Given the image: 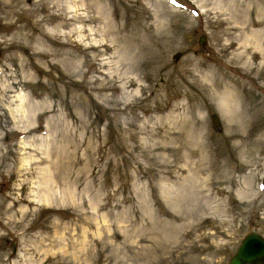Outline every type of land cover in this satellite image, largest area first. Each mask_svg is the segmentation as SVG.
Instances as JSON below:
<instances>
[{
    "label": "rangeland",
    "instance_id": "374dc122",
    "mask_svg": "<svg viewBox=\"0 0 264 264\" xmlns=\"http://www.w3.org/2000/svg\"><path fill=\"white\" fill-rule=\"evenodd\" d=\"M261 7L0 0V264H228L247 234L264 238V59L248 70L217 44L221 19L264 20ZM216 80L249 89L231 87L232 113ZM187 175L228 215L177 217L162 186Z\"/></svg>",
    "mask_w": 264,
    "mask_h": 264
},
{
    "label": "bare ground",
    "instance_id": "6f19581e",
    "mask_svg": "<svg viewBox=\"0 0 264 264\" xmlns=\"http://www.w3.org/2000/svg\"><path fill=\"white\" fill-rule=\"evenodd\" d=\"M192 1L195 3L197 0H192ZM245 9L247 10V8ZM260 13H264V7H261ZM261 16L263 17V15ZM263 21L264 20L261 19L260 17L251 18V19L246 18L240 22H236V21L230 22L226 19H221L220 25L226 26L225 27L226 38L218 39L217 44L218 46L221 47L219 51L229 52L237 60L242 61L243 66L248 68V70L254 69L255 64L253 63V61L257 58L264 59V28H262L263 26L261 25ZM260 25L262 27H260ZM250 26H253L254 28L250 29ZM107 27L110 30L111 28L110 22H107ZM238 37L240 39H238ZM255 52L260 57H258ZM162 54L163 53L161 52H156L154 55L155 59L157 60L160 56H162ZM160 64L162 65V69L169 66V63L167 62H161ZM219 81L220 80H216V82L213 83V87L215 89L221 90L222 98L219 100L220 104H218V108L220 112L221 110H223L226 112V114L232 113L233 112L232 103L237 101L238 96L237 95L236 97L233 96L231 87H236L238 93L240 94L239 95L240 99H242L243 96L245 98V95H243L244 93L247 94L250 93L249 89L245 87L244 83H237L236 81H233V83L230 84V82L226 83L227 81L224 82L222 80L220 82ZM183 104L184 103L182 102L181 105L182 107ZM185 108L187 109V107ZM255 108L257 109L255 122L264 119V100H259L258 103L255 105ZM166 117H170L168 118L169 120H172L174 123H177L180 119L184 118L185 115H178L173 110ZM249 123L252 124V121L250 120ZM197 177L198 176L193 177L192 175H187L186 177H183L182 179L188 182L187 184L185 183L182 184L180 188L176 187L177 184L174 187L171 185L166 186V184L163 185L162 199L164 204L169 206V208H171V210H173V212L177 214V217H179L183 213H190V214L193 213L192 208L195 206H198L201 209H204L209 212L213 211V213L217 212L223 214L224 216H227L229 213V210L227 208L220 206V203L218 202L217 204L214 205L211 204L212 200L208 198L209 194L206 193V188L207 190H209L208 186L204 184L206 181H204L203 183ZM175 218L174 217L171 218L169 222L170 224H166L165 222L163 223L164 226L162 232H165L163 236L169 235L168 233L173 235L172 237L176 235L175 232L178 227L177 226L178 221ZM181 220L182 221L179 222V224L183 225L185 219H181ZM227 223L228 221L225 218H220L216 221L218 227H222V226L227 227ZM167 229L169 230V232L167 231ZM179 234L181 237V231L179 232ZM206 237L209 240L208 246H215L216 243H218L212 233H210V235H206ZM171 242L176 243V236L172 239ZM143 249L144 248H141L139 250L143 251ZM153 249H156V246L152 247L151 251Z\"/></svg>",
    "mask_w": 264,
    "mask_h": 264
},
{
    "label": "water",
    "instance_id": "95a60500",
    "mask_svg": "<svg viewBox=\"0 0 264 264\" xmlns=\"http://www.w3.org/2000/svg\"><path fill=\"white\" fill-rule=\"evenodd\" d=\"M203 39L200 38L201 43ZM211 119L213 125L218 126L219 120L215 114L211 115ZM228 264H264V239L256 233L247 234Z\"/></svg>",
    "mask_w": 264,
    "mask_h": 264
},
{
    "label": "snow or ice",
    "instance_id": "6c2138e0",
    "mask_svg": "<svg viewBox=\"0 0 264 264\" xmlns=\"http://www.w3.org/2000/svg\"><path fill=\"white\" fill-rule=\"evenodd\" d=\"M173 3H175V0H173Z\"/></svg>",
    "mask_w": 264,
    "mask_h": 264
}]
</instances>
